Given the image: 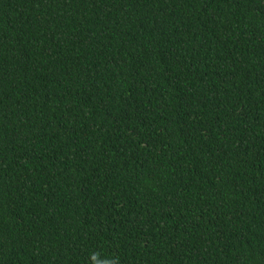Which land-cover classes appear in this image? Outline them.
Returning <instances> with one entry per match:
<instances>
[{
  "label": "trees",
  "instance_id": "16d2710c",
  "mask_svg": "<svg viewBox=\"0 0 264 264\" xmlns=\"http://www.w3.org/2000/svg\"><path fill=\"white\" fill-rule=\"evenodd\" d=\"M0 264H264V0H0Z\"/></svg>",
  "mask_w": 264,
  "mask_h": 264
}]
</instances>
